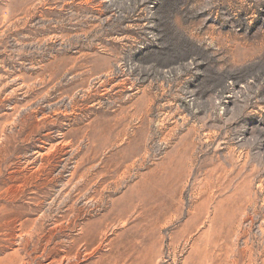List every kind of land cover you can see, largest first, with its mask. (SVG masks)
Instances as JSON below:
<instances>
[{"label":"rangeland","instance_id":"1","mask_svg":"<svg viewBox=\"0 0 264 264\" xmlns=\"http://www.w3.org/2000/svg\"><path fill=\"white\" fill-rule=\"evenodd\" d=\"M0 264H264V0H0Z\"/></svg>","mask_w":264,"mask_h":264}]
</instances>
